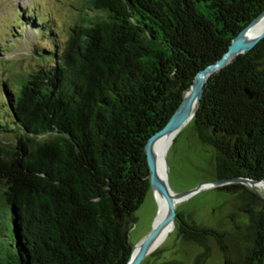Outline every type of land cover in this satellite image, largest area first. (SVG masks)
<instances>
[{
    "label": "trees",
    "instance_id": "1",
    "mask_svg": "<svg viewBox=\"0 0 264 264\" xmlns=\"http://www.w3.org/2000/svg\"><path fill=\"white\" fill-rule=\"evenodd\" d=\"M71 8L58 50L40 49L18 90H3L10 121L0 125V200L12 235L0 234V264H125L132 212L149 188L145 140L264 0H77ZM263 59L264 37L210 74L187 122L212 149L214 179L264 178ZM220 188L245 199L248 245L231 261L222 233L187 223L175 207L177 235L202 248L192 264L204 263L209 238L223 264H264V199L239 183Z\"/></svg>",
    "mask_w": 264,
    "mask_h": 264
},
{
    "label": "rangeland",
    "instance_id": "2",
    "mask_svg": "<svg viewBox=\"0 0 264 264\" xmlns=\"http://www.w3.org/2000/svg\"><path fill=\"white\" fill-rule=\"evenodd\" d=\"M76 2L0 0V125L5 118L7 123L10 121L3 90H18L16 86H20L23 76L34 68L36 52L40 49L49 50L51 44H55L58 50L74 22L77 12L71 5ZM40 58L44 59L42 56ZM187 122L173 136L165 153L166 180L173 192H183L200 182L214 180L212 149L198 141L192 125ZM259 183L255 185L256 192L264 199V181ZM221 186L198 189L176 202L175 207L187 223L193 222L222 233L226 255L235 262L238 254L248 245V219L243 213L245 199H241L239 191H226ZM156 212L157 201L148 188L142 202L132 212L133 222L127 230V239L131 245L148 233ZM0 234L4 237L12 235L9 209L1 200ZM207 245L209 254L203 264H223V254L215 241L209 238ZM155 248L158 251L148 257L146 264H192L202 250L196 243L182 240L174 226Z\"/></svg>",
    "mask_w": 264,
    "mask_h": 264
},
{
    "label": "water",
    "instance_id": "3",
    "mask_svg": "<svg viewBox=\"0 0 264 264\" xmlns=\"http://www.w3.org/2000/svg\"><path fill=\"white\" fill-rule=\"evenodd\" d=\"M264 13V9L260 11L252 20H250L243 28H241L229 41L224 52L214 62L207 64L203 68L199 69L192 77L191 82L183 96L176 106L174 111L170 114L164 125L157 131L152 133L144 142L143 152L145 156V162L148 171V185L152 190L154 197L159 196L163 200L164 208L159 218L158 204L157 212L151 223V228L148 233L143 236L138 242L131 245L129 256L125 264H139L141 260L147 256L159 243L161 232L167 227V225L174 226V220L176 218L175 206L176 202L182 200L198 189L204 187H215L219 185H225L227 183H239L250 188L252 192H256L255 185L263 179L255 180L242 176L219 178L211 181L200 182L194 188L188 189L183 192H173L166 180V161L165 152L163 153V172L160 173L157 164V155L154 151V143L165 135H175L176 132L184 125L193 115L196 106L199 103V99L203 90L204 82L207 77L213 72L219 70L228 64L233 58L241 54L250 48H252L260 39L264 37V26L257 31L254 35L246 36V30ZM244 92L248 99L254 98L255 93L249 92L244 89Z\"/></svg>",
    "mask_w": 264,
    "mask_h": 264
},
{
    "label": "bare ground",
    "instance_id": "4",
    "mask_svg": "<svg viewBox=\"0 0 264 264\" xmlns=\"http://www.w3.org/2000/svg\"><path fill=\"white\" fill-rule=\"evenodd\" d=\"M263 26H264V13L246 30L245 35L246 36L254 35ZM173 136H174V134L173 135H165L163 137H160L154 143V151H155V154L157 155V159H158V161H157L158 170H159L160 173L163 172V153L165 152V150L169 146V144H170ZM259 184H257V185H259ZM156 198H157V204H158V214H157V218H159L160 215H161V213H162V211H163L164 204H163V200L159 196H156ZM177 202H179V201H177ZM172 227L173 226L170 225V224L167 225V227L161 232V234L159 236L160 237L159 242L172 229Z\"/></svg>",
    "mask_w": 264,
    "mask_h": 264
}]
</instances>
